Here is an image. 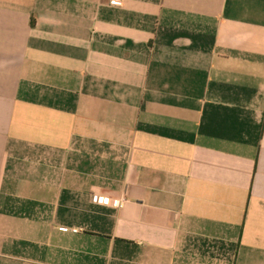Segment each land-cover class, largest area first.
<instances>
[{
  "label": "crops",
  "instance_id": "1",
  "mask_svg": "<svg viewBox=\"0 0 264 264\" xmlns=\"http://www.w3.org/2000/svg\"><path fill=\"white\" fill-rule=\"evenodd\" d=\"M0 264H264V0H0Z\"/></svg>",
  "mask_w": 264,
  "mask_h": 264
},
{
  "label": "built area",
  "instance_id": "2",
  "mask_svg": "<svg viewBox=\"0 0 264 264\" xmlns=\"http://www.w3.org/2000/svg\"><path fill=\"white\" fill-rule=\"evenodd\" d=\"M109 1V3H111V4H117V3H119V0H108ZM93 199L95 200V201H98V202H101V203H106V204H108V203H110V204H112V205H119V201H116V200H112V201H110L108 198H106V197H97V196H95V197H93ZM76 231V230H75Z\"/></svg>",
  "mask_w": 264,
  "mask_h": 264
},
{
  "label": "trees",
  "instance_id": "3",
  "mask_svg": "<svg viewBox=\"0 0 264 264\" xmlns=\"http://www.w3.org/2000/svg\"><path fill=\"white\" fill-rule=\"evenodd\" d=\"M31 24H32V25L34 24V19H33V18L31 19Z\"/></svg>",
  "mask_w": 264,
  "mask_h": 264
}]
</instances>
